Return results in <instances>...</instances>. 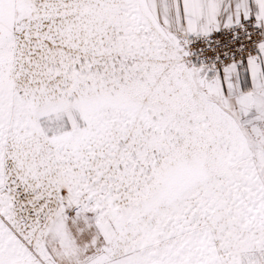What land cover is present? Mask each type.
Masks as SVG:
<instances>
[{
    "label": "snow or ice",
    "instance_id": "snow-or-ice-1",
    "mask_svg": "<svg viewBox=\"0 0 264 264\" xmlns=\"http://www.w3.org/2000/svg\"><path fill=\"white\" fill-rule=\"evenodd\" d=\"M0 264H264V0H0Z\"/></svg>",
    "mask_w": 264,
    "mask_h": 264
}]
</instances>
